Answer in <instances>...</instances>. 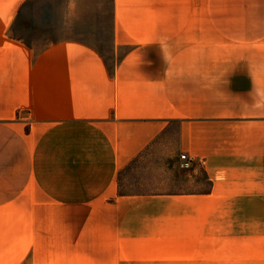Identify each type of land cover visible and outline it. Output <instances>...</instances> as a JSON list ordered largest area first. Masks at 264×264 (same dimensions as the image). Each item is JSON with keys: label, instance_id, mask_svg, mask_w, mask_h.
<instances>
[{"label": "crops", "instance_id": "obj_1", "mask_svg": "<svg viewBox=\"0 0 264 264\" xmlns=\"http://www.w3.org/2000/svg\"><path fill=\"white\" fill-rule=\"evenodd\" d=\"M25 1L0 12V264H264V0H110L107 53L78 33L99 0L40 47ZM171 136L205 185L121 191Z\"/></svg>", "mask_w": 264, "mask_h": 264}, {"label": "rangeland", "instance_id": "obj_2", "mask_svg": "<svg viewBox=\"0 0 264 264\" xmlns=\"http://www.w3.org/2000/svg\"><path fill=\"white\" fill-rule=\"evenodd\" d=\"M19 0H0V12L10 7L17 8ZM99 14L97 21L100 30L77 31L84 32L87 40L107 53L111 48V14L110 0H99L96 5H90ZM54 11L61 20L66 16V0H26L21 10L15 13V24L11 34L24 38L36 47L43 46L52 39L75 33L72 30L50 29V12ZM97 13V14H98ZM1 20V14H0ZM82 32V33H81ZM181 156V155H180ZM176 156V140L174 136L157 142L153 148L135 161L129 171L123 176L121 191L123 192H178L193 188H202L205 177L202 169L183 167Z\"/></svg>", "mask_w": 264, "mask_h": 264}, {"label": "built area", "instance_id": "obj_3", "mask_svg": "<svg viewBox=\"0 0 264 264\" xmlns=\"http://www.w3.org/2000/svg\"><path fill=\"white\" fill-rule=\"evenodd\" d=\"M181 160L182 162V166L183 167H189L191 165V161L189 158H187V156L185 154H181Z\"/></svg>", "mask_w": 264, "mask_h": 264}]
</instances>
